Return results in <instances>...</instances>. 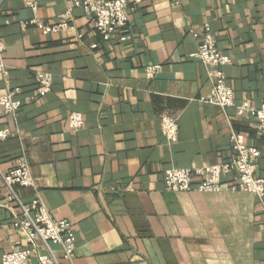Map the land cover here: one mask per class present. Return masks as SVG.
<instances>
[{
  "label": "crops",
  "instance_id": "0c3cea01",
  "mask_svg": "<svg viewBox=\"0 0 264 264\" xmlns=\"http://www.w3.org/2000/svg\"><path fill=\"white\" fill-rule=\"evenodd\" d=\"M71 2L2 4L9 77L0 75V96L8 87L23 95L16 116L0 109V131H9L0 140V173L27 159L46 208L74 226L76 264H264V207L254 195L164 186L167 169L232 160L234 137L263 152L264 178L256 120L200 102L212 84L190 57L199 44L191 31L210 25L218 50L232 60L224 70L236 104H263L264 0H130L129 25L110 41L83 9L68 15ZM61 20L70 28L50 34L31 23ZM150 66L160 67L154 78ZM37 71L54 74L51 92L27 102ZM72 113L83 114L78 132L69 128ZM165 116L179 121L176 144L162 134ZM15 191L26 203L35 194ZM8 196L0 177V203ZM16 246L29 248L0 206V258Z\"/></svg>",
  "mask_w": 264,
  "mask_h": 264
},
{
  "label": "built area",
  "instance_id": "2783aa9c",
  "mask_svg": "<svg viewBox=\"0 0 264 264\" xmlns=\"http://www.w3.org/2000/svg\"><path fill=\"white\" fill-rule=\"evenodd\" d=\"M4 1L6 0H0V12ZM168 1L174 6H179L186 0ZM129 2L130 0H72L68 15L73 9H83L94 22L96 30L106 41H110L113 35L125 30L129 25ZM28 5L37 9L34 3L30 2ZM31 23L37 24L40 31L46 34L70 28L69 23L64 20L56 25L36 21ZM191 35L199 39V44L190 57L201 61L206 67L212 84L210 94L202 97L200 102L223 110L235 108L237 117L255 119L260 134L264 136V103L260 106L248 102L236 104L234 90L228 85L224 70L232 60L218 50L210 25H204L197 32L191 31ZM5 51L6 45L0 39V75L8 78V67L3 58ZM159 72V66L146 69L149 78H154ZM35 74V93L26 99L27 102L45 98L51 92L54 74L47 71H37ZM6 92L0 96V109L8 116H16L22 106L20 97L23 91L17 87H8ZM160 121L164 138L170 144H176L179 141V121L170 116H165ZM83 123L82 113H72L68 118L69 128L73 132L80 131ZM8 136L9 131H0V140ZM233 151L236 154L232 160L217 165L203 164L196 168L167 169L164 176L166 191L199 194H219L224 190L242 192L254 195L264 207V178L258 174V162L263 157V152L254 146L245 145L236 137L233 138ZM18 160V166L13 171L0 173L3 186L9 194L0 206L12 213L13 227L24 234L29 248L16 246L0 258V264H62L60 259L66 264H76L77 243L73 224L69 220H57L53 217L36 188L27 159L21 156ZM17 186L34 189L35 194L30 203H26L16 193ZM55 247L61 252V258L57 255Z\"/></svg>",
  "mask_w": 264,
  "mask_h": 264
}]
</instances>
